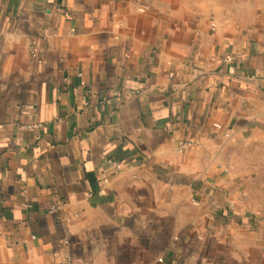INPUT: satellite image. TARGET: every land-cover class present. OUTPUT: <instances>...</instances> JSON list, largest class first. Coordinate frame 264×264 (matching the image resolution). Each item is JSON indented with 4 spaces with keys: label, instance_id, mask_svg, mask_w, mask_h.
<instances>
[{
    "label": "crops",
    "instance_id": "0c3cea01",
    "mask_svg": "<svg viewBox=\"0 0 264 264\" xmlns=\"http://www.w3.org/2000/svg\"><path fill=\"white\" fill-rule=\"evenodd\" d=\"M0 264H264V0H0Z\"/></svg>",
    "mask_w": 264,
    "mask_h": 264
}]
</instances>
